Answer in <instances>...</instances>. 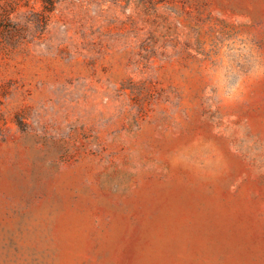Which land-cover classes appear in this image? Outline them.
<instances>
[{
  "label": "rangeland",
  "instance_id": "1",
  "mask_svg": "<svg viewBox=\"0 0 264 264\" xmlns=\"http://www.w3.org/2000/svg\"><path fill=\"white\" fill-rule=\"evenodd\" d=\"M43 9L0 0V264H264V0Z\"/></svg>",
  "mask_w": 264,
  "mask_h": 264
},
{
  "label": "trees",
  "instance_id": "2",
  "mask_svg": "<svg viewBox=\"0 0 264 264\" xmlns=\"http://www.w3.org/2000/svg\"><path fill=\"white\" fill-rule=\"evenodd\" d=\"M59 1H61V0H41L42 4L44 6V9H43L44 14H42L41 20H40V18L38 19V24H39L40 28H42V30H45V26L49 20V15L54 12L55 7ZM43 15H44V17H43ZM36 16H38V15L36 14ZM42 23H43V25H41Z\"/></svg>",
  "mask_w": 264,
  "mask_h": 264
}]
</instances>
